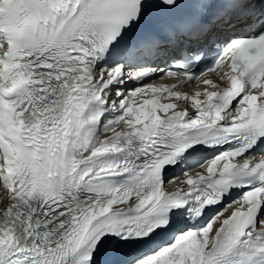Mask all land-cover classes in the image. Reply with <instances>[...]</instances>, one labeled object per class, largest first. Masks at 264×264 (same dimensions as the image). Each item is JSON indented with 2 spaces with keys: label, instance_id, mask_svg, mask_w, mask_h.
Masks as SVG:
<instances>
[{
  "label": "snow or ice",
  "instance_id": "obj_1",
  "mask_svg": "<svg viewBox=\"0 0 264 264\" xmlns=\"http://www.w3.org/2000/svg\"><path fill=\"white\" fill-rule=\"evenodd\" d=\"M0 264H264V0H0Z\"/></svg>",
  "mask_w": 264,
  "mask_h": 264
}]
</instances>
